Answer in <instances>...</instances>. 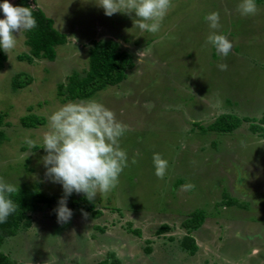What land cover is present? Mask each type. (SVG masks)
Wrapping results in <instances>:
<instances>
[{
	"label": "rangeland",
	"instance_id": "374dc122",
	"mask_svg": "<svg viewBox=\"0 0 264 264\" xmlns=\"http://www.w3.org/2000/svg\"><path fill=\"white\" fill-rule=\"evenodd\" d=\"M32 2L67 40L53 62L19 59L29 53L24 32L14 33L16 47L4 52L0 179L56 202L27 212L0 250L13 264H97L110 254L121 264H264V137L253 131L264 114V0H256L254 16L240 14L241 0H172L155 34L134 27L135 13L106 16L98 0ZM211 12L220 14L218 34L233 44L227 57L207 43ZM106 40L130 53L134 67L119 85L90 99L130 126L120 138L129 166L115 188L91 201L99 215L72 208L69 202L82 195L74 192L68 198L73 215L61 224L53 209L64 193L45 175L43 134L49 115L67 103L57 97L58 85L74 73L84 77L89 48ZM16 74L32 82L14 91ZM27 115L44 124L22 127ZM220 115L249 122L225 134L206 130ZM154 153L168 161L163 179L155 175ZM189 183L194 189L181 191ZM194 212L205 220L192 233L197 251L191 255L181 249L187 233L181 224ZM163 225L168 229L160 232Z\"/></svg>",
	"mask_w": 264,
	"mask_h": 264
},
{
	"label": "clouds",
	"instance_id": "9594fccd",
	"mask_svg": "<svg viewBox=\"0 0 264 264\" xmlns=\"http://www.w3.org/2000/svg\"><path fill=\"white\" fill-rule=\"evenodd\" d=\"M97 6L106 16L120 12L135 13L134 27L141 31L157 33L162 22L172 7V0H98ZM4 18L0 19V48L5 53L17 45V36L37 26L32 14V7L13 6L9 0L0 3ZM238 10L242 16H254L258 12L256 0H241ZM213 31L207 37L217 55L227 57L233 49L232 42L223 34H218L220 25L219 12L205 16ZM221 71H226V63H218ZM128 131L129 125L118 121L115 113L95 99L69 101L60 106L48 117L47 130L43 134V149L46 155L42 162L46 168V177L53 183L62 185L63 196L58 200L53 211L57 222L70 221L73 211L68 207V198L75 192L83 193L87 200L93 201L98 193H106L119 183V176L128 167L127 152L120 147V138ZM31 148L35 142L25 138ZM136 153L131 163L136 164ZM155 175L163 179L167 173L168 161L161 154H153ZM195 185L185 184L181 191L194 189ZM17 191L15 185L0 179V223L14 214L17 205L11 199ZM82 215L87 213L81 210ZM240 233H237L239 236Z\"/></svg>",
	"mask_w": 264,
	"mask_h": 264
},
{
	"label": "trees",
	"instance_id": "16d2710c",
	"mask_svg": "<svg viewBox=\"0 0 264 264\" xmlns=\"http://www.w3.org/2000/svg\"><path fill=\"white\" fill-rule=\"evenodd\" d=\"M0 3H3V0H0ZM34 3L32 0H15L12 3L13 6L32 7V14L37 21V26L34 29L24 31L25 45L29 48V53L27 55L22 54L19 59L28 63H32L34 59H45L53 62L56 58V48L64 45L67 37L54 28L53 20L48 18L41 9L34 7ZM3 18L4 14L0 10V19ZM88 57L89 65L84 77H79L74 73L68 78L67 84L58 85L57 97L60 101L90 99L96 93L109 86L119 85L125 80L127 71L134 67L131 54L121 51L119 43L113 40L94 41L88 50ZM6 61V55L3 49L0 48V71L4 69ZM31 82L32 79L29 76L16 74L12 80V90L24 88ZM4 118L5 114L0 113V128L4 125ZM241 121L249 122L248 119ZM241 121L235 120L228 115H220L206 130L224 134L230 133L238 128ZM20 122L22 127L27 129H35L44 124L43 119L34 115L24 116ZM253 131H259L260 135L264 137V114L257 120V124L253 125ZM4 138V133L0 130V144ZM11 199L18 207L16 212L7 218L6 222L0 223V247L6 238L16 235V230L22 219H27L28 217L27 212H34L37 209V205L42 201L47 204L56 202L54 198L48 199L44 196L36 195L35 192L28 189L16 191L12 194ZM69 203L74 209L99 215L95 211V205L87 200L83 193L80 197L73 198ZM204 220L205 217L202 212H194L182 222L181 227L187 232L181 241V249L183 251H187L191 255L196 253L197 245L192 233L200 228ZM167 229L168 227L163 225L159 231L163 232ZM0 264H13L12 260L1 250ZM97 264L121 263L113 254H110L109 258Z\"/></svg>",
	"mask_w": 264,
	"mask_h": 264
},
{
	"label": "water",
	"instance_id": "95a60500",
	"mask_svg": "<svg viewBox=\"0 0 264 264\" xmlns=\"http://www.w3.org/2000/svg\"><path fill=\"white\" fill-rule=\"evenodd\" d=\"M9 2L12 4L13 2H15V0H10Z\"/></svg>",
	"mask_w": 264,
	"mask_h": 264
}]
</instances>
